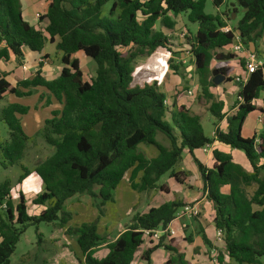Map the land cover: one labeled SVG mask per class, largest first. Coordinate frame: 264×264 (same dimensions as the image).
Segmentation results:
<instances>
[{
	"label": "trees",
	"instance_id": "1",
	"mask_svg": "<svg viewBox=\"0 0 264 264\" xmlns=\"http://www.w3.org/2000/svg\"><path fill=\"white\" fill-rule=\"evenodd\" d=\"M41 1L46 5L39 20L43 28L25 20L20 0H0V60L21 58L23 48L41 54L46 44L56 43L63 65L59 77L51 81L40 70L16 86L5 76L0 77V102L7 95L26 97L42 88L62 105L60 111L52 112L43 128V138L54 147V153L34 169L44 191L32 203L45 209L30 215L22 192L18 204H13L11 180L0 184V264H11L21 236L31 226L39 231L42 223L57 225L59 231L77 236L84 264H132L142 251V231L167 227L183 206L181 202H168L135 214L128 228L107 244L108 253L103 258L95 255L97 247L108 242L99 234L98 218L70 227L73 215L66 202L76 195H87L103 216L106 204L115 201L116 188L124 180L138 193L167 191L158 182L166 174L183 182L186 173L175 171L183 152L194 154L214 140L243 152L252 168L251 172L245 171L230 154L218 150L213 151L211 168L195 159L204 192L213 205L215 226L223 232L226 255L240 264H263L264 110L257 108L254 101L264 91V64L249 75L239 91L237 112L228 119V131L217 130L215 139L206 136L200 117L184 106H175L171 122L167 121L166 96L156 82L144 87L132 84L138 59L149 58L159 48L174 54L172 37L157 31V24L161 22L172 34L176 18L186 14L190 23L198 25L197 32L186 36L185 49L195 64L201 98L210 103V112L221 121L223 104L215 101L210 91L215 86L211 64L218 51L233 43L235 32L251 42L262 37L264 0H235L244 14L237 29L230 32L222 31L230 20L225 15L205 13L207 0ZM224 2L212 0L217 9ZM78 53L96 63V75L90 81L84 79ZM172 62L171 59L169 64L177 71ZM240 64L245 68L244 60ZM215 70L230 80L234 68L228 62H219ZM253 111L262 113L263 129L252 138H244L242 128ZM28 112V107L17 103L2 110L1 120L9 129L11 142L3 149L8 162L4 168L19 164L25 156L29 138L17 115ZM158 135L165 137L168 145L159 142ZM140 145L154 146L158 156L148 158ZM22 168L19 184L30 175L27 168ZM225 186L229 192L221 193ZM250 188L254 190L248 194ZM41 243L42 235L38 233V244ZM158 248L171 253L167 264H187L178 242L165 241V237L154 248L144 250L143 260L149 263L150 254ZM218 262L223 264L219 257Z\"/></svg>",
	"mask_w": 264,
	"mask_h": 264
},
{
	"label": "crops",
	"instance_id": "2",
	"mask_svg": "<svg viewBox=\"0 0 264 264\" xmlns=\"http://www.w3.org/2000/svg\"><path fill=\"white\" fill-rule=\"evenodd\" d=\"M20 1H21L23 16L25 20L28 23H30V25L38 27V25H36L37 22L35 18V15L38 13L36 12L37 5H38V3H36V0H20ZM195 32H197V30ZM172 44H173V47H172V51H173L176 48L173 40H172ZM51 45L53 49L55 48V50H57L56 43L51 44ZM181 46L182 45H179V47ZM4 47H5V44L2 43L1 48H4ZM182 49H185V47L182 46ZM220 51H225V53H228L226 49H223ZM249 51L257 55V51H258L257 41L250 43ZM174 52L175 51H173V53ZM187 55H188L187 62H193L189 54ZM76 56L80 59V61L81 59L89 60L88 58L84 57L82 53H78ZM42 57L45 59V62L42 65H40L39 59ZM172 57H173V54H170L166 49H163V48L157 49L156 52L152 56H150L149 58H144L145 60H143L141 64L136 65L135 72L133 75V84L136 85V87H144L147 84H151L154 82L157 83L159 91L166 96V101H167L166 105L168 106V112H167V117H166L167 121L171 122V114L175 106H184L187 109H189L191 112H193L195 115L200 117L202 126H203V123H202L203 118L205 120L208 119V122H209L210 119L208 118V114L211 115V118H213L215 122L214 123L215 126H214V131L212 135L210 137L206 135L207 137L211 139H215V134L217 130L227 132L228 126H229L228 119L237 112V101L239 97V91L242 88V86L245 84L244 82H238L239 77H242L243 75H245V68H243L241 65L236 66L234 60H232L234 64L231 62V60L230 61H220L224 63L228 62L229 65L233 66L234 70L230 74V80H226L224 77V83L222 85L220 86L215 85L210 90L212 95L214 96L215 101L223 104V109L221 113L224 115V117L221 121H217L216 118L210 112V103H206V101L201 98V90H200V84L198 81L197 74L195 75L196 82L194 86L187 89L185 94H181V92H183L184 90V87L182 84H184L187 78H183L180 74L177 73L176 70H174L171 67L169 63ZM61 58H62V53H61L60 59ZM242 60H243L242 58H239L240 62ZM193 66H195L194 63H193ZM24 67H26V69H24ZM81 67H82V62H81ZM211 67L212 69L214 68L213 62L211 64ZM62 69H63L62 64L61 65L54 64V62L51 60L50 53L47 52V47H45L43 53L41 54L32 52L28 48H23V56L21 58L11 56L9 60H0V77L2 75L5 76L6 80L13 86H16L18 82L20 81L31 79L35 75V73L39 70L41 71L42 76L46 80L51 81V80L57 79ZM136 75H139V76L135 80L134 77ZM183 75H186V74L184 73ZM248 77L249 76H246L247 79ZM189 90L193 91L192 96L188 95L187 92ZM254 105L257 108L264 110V91L261 92L258 99L254 101ZM262 117L263 115L260 111H253L247 116L244 122V126L242 128V136L244 138H252L263 129ZM246 129L249 132L250 136L245 135ZM158 141L164 145H168V141L162 135H158ZM150 147L143 148L142 145H140V148L143 151H145L148 158L150 159L156 158L158 156L157 149L154 146H152L154 147V149H151ZM214 150H218L220 152L230 154L232 156L233 162L240 165L245 171L251 172L252 170L251 165L243 152L232 149L231 147L214 140L213 144L209 145V148L206 150L204 148L200 150H196L194 154H190L188 151L183 152L181 161L179 163L180 168L179 169L175 168L176 172L186 173L185 176L183 175V182H178L170 174H166L170 177L168 182L160 184L159 182L162 178L158 182V186H164L167 189V191H163L161 189H155V190L148 191V192L138 193L131 187V184L128 180L122 181V182H126L131 188V193H129L130 192L129 188L127 186L124 187V193L126 196L128 195V193L129 195L132 194V198L130 202L128 203L127 210H126L127 218L129 219V221H131L133 216L137 213H146L151 208H157L165 203L173 202V201H179L183 204V206L185 204L190 203V204H196L200 207V210H201L200 216L196 219H190L189 217H186V216H180V212L183 207L182 206L179 209L176 215V218L170 223V226L177 233L173 239H175L178 242L180 246V251L181 253L184 254L185 261L187 264H210L206 262L207 257H209L210 254H214L215 251H219V249H221V246H219V244H224V242L217 241V230L218 229L216 228L215 223H214L215 214H214L213 205L210 201H208L207 194L204 192V182L202 180L198 166L195 162V159H198L206 167L211 168L214 164V159H213ZM197 152H199L200 154L197 155ZM130 175H131V172L129 173L128 178L130 177ZM32 176L36 177L37 175L35 174ZM141 177H142V173H140L139 176L137 177L136 179L137 183H139ZM26 180L27 179H25L23 183L20 184V189H19V194L20 192H22L24 194L25 199L27 198V196L25 195V191H24L26 188L25 187ZM37 180L40 182L41 184L40 186L43 192L44 185L41 182V180L38 178V176H37ZM132 190L134 192H137V195L132 193L133 192ZM228 192H229L228 186L221 188V193H228ZM165 194L169 195L168 200L163 197V195ZM13 195L14 194L12 192L11 193L12 201H13V204L16 205L19 202V198L17 201H15V198ZM76 196H83V195H76ZM76 196L69 199L68 201L75 199ZM89 198L91 200V203H87L90 205V206L87 205V208L88 207L94 208L93 200L91 197ZM115 200L118 201V187L116 188V191H115ZM67 202L65 204L66 208L73 215L74 213L71 210H69V207H67ZM27 205H28V213L30 215H38L45 209L44 206H37L33 204L34 211L30 213L29 204L27 203ZM97 214L98 213L96 212V210L93 209V211L90 213L91 218L89 219L95 220L97 218ZM122 219H118L116 222L107 220L105 223H103L104 224L103 226H105L107 233L105 234L99 233V234L102 236H106L108 239L107 240L108 242L97 247L95 251L96 257L98 258L105 257L108 253L107 244L109 242L115 241L119 237V235L125 231L124 230L122 232L118 226L119 223H121ZM93 220H88V219L83 220L80 225H82L83 223L91 222ZM100 223L102 222H99V224ZM99 224H98V231H99ZM126 227L128 228V226ZM109 228H112V231H116L117 229L118 234L115 238H111L112 232L108 231ZM59 232H62V231H59ZM166 240H172V239L165 238V241ZM148 249L149 248L147 247H142L141 249L142 251L138 252L136 259L134 260L132 264H167L168 263V260L171 257V253L167 252L165 248L155 249L150 254L149 263L143 260L142 254L144 253V250H148ZM188 251L190 252L188 253ZM194 251H201V252L200 254H198L197 252H194ZM79 252H80V256L77 255L75 257H77V260L79 261V263L84 264V257L81 251ZM74 253L76 252L74 251ZM194 254L196 256H195V259L193 260ZM218 257L221 259L220 255L218 254L216 258V262L217 264H220L218 262ZM53 260L54 259H51L49 261V264ZM227 260H229V257L227 255H225L224 260L221 259L223 264H228L226 263ZM54 262H56V260H54ZM60 263L68 264L66 263V261L60 262Z\"/></svg>",
	"mask_w": 264,
	"mask_h": 264
},
{
	"label": "rangeland",
	"instance_id": "3",
	"mask_svg": "<svg viewBox=\"0 0 264 264\" xmlns=\"http://www.w3.org/2000/svg\"><path fill=\"white\" fill-rule=\"evenodd\" d=\"M35 2V1H34ZM37 11L38 13L43 14L46 10V6L41 0H36ZM108 5L105 9H109ZM205 13L209 15H217L222 14L225 15V19L228 20V25L232 29H237L239 22L243 18L244 11L240 9L236 4L235 0H225L224 4L217 9L212 0H207ZM38 26L44 27V23L36 20ZM198 29L197 24H192L188 21L187 15L182 14V16H178L176 20L175 30L171 35L173 42L175 43L176 48L173 50L175 51L173 54V65L178 67L177 73L180 74L183 78H187L184 82L183 87L184 90L181 94H185L187 89L194 86L196 80V72L195 66H193V62H187V50L182 49V46L185 47L186 44V36H189V32L195 33ZM157 31H163L167 35H169L168 31H165L161 22L157 24L156 27ZM169 35V36H170ZM250 41L243 40V51L239 55H233L225 53V51H218L217 55L214 57L213 60V79H218V74L215 71V65L220 61H230L234 60L236 66H240L241 62L239 58H242L246 61V57L252 52L249 51ZM179 45H182L179 47ZM47 52L50 53V58L54 62V64L61 65V53L55 48L53 49L50 43L47 44ZM257 58L258 61L264 62V34L261 38L257 40ZM145 59H138L136 65L141 64V62ZM82 62V70L84 73V79L86 81H90L91 78H94L96 75V63L92 60H85L81 59ZM233 63V62H232ZM234 64V63H233ZM186 75H183V74ZM139 75H136L134 79L136 80ZM224 83V80L221 81L217 86H220ZM216 85V84H215ZM133 87L136 85L132 84ZM50 94L41 88H37L33 91L32 95L18 98L14 95H7L4 100L0 102V184L3 183L5 180L9 179L12 183V192L15 198V201L19 198V189L20 184L18 180L20 176L23 174V168L25 167L30 172V175L26 178L25 181V195L27 196V203L29 204V212L32 213L34 211V206L32 200L36 198L38 195L42 193V188L40 182L37 180V176L35 175L34 169L35 167L49 158L54 153V147L48 145L44 138H43V128L45 126L46 120H50L52 118V112L60 111L62 109V105L55 100L54 97L50 96ZM20 104L22 106L28 107L29 112L26 115H17V118L20 120L22 129L26 136L29 138L27 149L25 152V156L23 160L15 165V166H8L4 168V164L8 165L6 162V156L3 152V149L11 145L10 142V135L9 129L5 122L1 120V113L2 110L8 106V104ZM208 119L205 120L203 118V127L204 131L207 136H211L214 131V120L211 118V115L208 114ZM245 135H249L247 129L245 130ZM143 148H149L148 145H142ZM154 149V147H150ZM200 153L197 152V155ZM180 168V164L176 166V169ZM31 176V177H30ZM170 177L165 175L160 180V184L168 182ZM127 186L129 188V193H131V188L126 182H122L118 185V201L116 202H108L105 206V212L103 216L99 215L98 210L94 207H88L87 203H91V200L88 196H76L75 199L70 200L67 202V207L71 210L73 214V218L68 226L76 228L79 227L83 220H93L91 218L90 213L93 209L96 210L97 218L99 222V233L105 234L106 229L103 226L107 220H111L112 222H116L118 219H122L121 223H119V228L123 232L127 229L126 226H129L130 222L127 218V205L132 198V194L126 196L124 193V187ZM133 191V190H132ZM253 188L248 190V194L253 193ZM137 195V192H132ZM131 196V197H130ZM165 199L168 200L169 195H163ZM90 206V205H89ZM200 216V215H199ZM96 218V219H97ZM198 218V217H196ZM190 218V219H196ZM95 219V220H96ZM93 220V221H95ZM91 221V222H93ZM109 232H112L111 238H115L117 236V229L116 231H112V228L108 229ZM38 233L42 235V243L38 244ZM77 236L75 235H67L64 231L59 232L57 225L54 224H46L42 223L39 226V231H37L36 227L31 226L27 229V231L21 236L20 242L17 245L15 253L11 257V264H49L51 259L56 260V262L51 261L50 264H61L60 262L66 261V263L70 264H82L79 263L77 257L80 256V250L77 246ZM145 245L143 244L142 247ZM221 249L219 251H215L214 254H210L207 257L206 262L210 264H217L216 258L219 254L221 259H225V246L224 244H219ZM74 251L76 253H74ZM190 251H188L189 253ZM200 254L201 251H194ZM196 254V253H195ZM193 256V260L195 259V255ZM27 258V259H26ZM190 258V257H189ZM59 261V262H57ZM262 263L264 264V258L261 259ZM228 264H240L234 262L232 260H227Z\"/></svg>",
	"mask_w": 264,
	"mask_h": 264
},
{
	"label": "built area",
	"instance_id": "4",
	"mask_svg": "<svg viewBox=\"0 0 264 264\" xmlns=\"http://www.w3.org/2000/svg\"><path fill=\"white\" fill-rule=\"evenodd\" d=\"M41 13H37L35 15L36 20H40ZM224 32H230L232 29L230 27H225L222 29ZM227 52L231 55H239L243 51V39L240 37V34L238 32H235V39L231 45L225 48ZM45 62V59L42 57L39 59V64H43ZM246 64H245V75L242 77H239L238 82H244L246 83L247 78L246 76H249L250 74L254 73L256 70H258L260 67L263 66L264 62L258 61L257 56L252 53L246 57ZM26 69V67H24ZM188 95L192 96L193 91L189 90ZM238 101H241V98L238 97ZM167 104V101L165 102ZM209 145L205 146L204 149H208ZM201 213L200 207L196 204H185L180 212V216H186L189 218H196L199 217ZM143 236H144V247L147 248H153L155 247L164 237L167 239H173L176 236V231L170 226V223L165 228H158L154 230H143ZM217 241L218 242H224L223 241V232L222 230H217Z\"/></svg>",
	"mask_w": 264,
	"mask_h": 264
},
{
	"label": "water",
	"instance_id": "5",
	"mask_svg": "<svg viewBox=\"0 0 264 264\" xmlns=\"http://www.w3.org/2000/svg\"><path fill=\"white\" fill-rule=\"evenodd\" d=\"M216 71V70H215ZM216 73L218 74V72L216 71ZM213 74H214V72H213ZM224 80V77L223 76H221L220 74H218V79H214L213 81H214V83L216 84V85H218L221 81H223Z\"/></svg>",
	"mask_w": 264,
	"mask_h": 264
}]
</instances>
